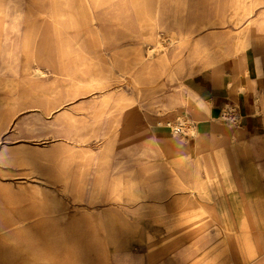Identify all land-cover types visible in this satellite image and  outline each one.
<instances>
[{
	"label": "rangeland",
	"instance_id": "rangeland-1",
	"mask_svg": "<svg viewBox=\"0 0 264 264\" xmlns=\"http://www.w3.org/2000/svg\"><path fill=\"white\" fill-rule=\"evenodd\" d=\"M254 70L264 0H0V264H264Z\"/></svg>",
	"mask_w": 264,
	"mask_h": 264
},
{
	"label": "crops",
	"instance_id": "crops-1",
	"mask_svg": "<svg viewBox=\"0 0 264 264\" xmlns=\"http://www.w3.org/2000/svg\"><path fill=\"white\" fill-rule=\"evenodd\" d=\"M243 72H247V65L244 66L243 71L240 75V78L243 75ZM255 75L249 76V78H244L243 81L244 83L248 86V89L245 90L244 92H237L236 93V97L238 99H243L242 102V106L245 108L246 110L244 112V127H248V125L252 126L253 125V118H255V120L257 119V117H252L251 115L254 116H259V114L255 115L254 111H255V107H251V104L254 106H256V102L253 103L254 97L252 92L253 90L257 91L259 89L264 88V84L260 85L259 84V80H258V76L257 75V70L255 71ZM201 76H199V78L197 79V81L199 83H202L200 85L196 84V86H198V88H201V90L204 92L205 97L207 96V98L210 100L212 106H211V110H212V115L211 118L213 119L214 117H220L221 115V111H220V106H224L226 104V101L228 100V86L227 84L229 83V81L231 80L232 76L234 75V73L229 72V73H224L223 77H219L218 79H216L214 81V79L212 80V78L209 75L204 76L203 73H200ZM228 75V78L227 76ZM241 81V79H239V82ZM238 82V84H239ZM254 86V89H253ZM253 96V98H252ZM246 101V104H248L247 106H244V103ZM221 104V105H220ZM220 105V106H219ZM248 114H250L249 116H247ZM252 118V119H251ZM228 121V120H226ZM233 121V120H232ZM231 121V122H232ZM230 122V121H229ZM150 133L152 134V136H154L157 139H168L172 137L171 131L166 128V126H158V125H152V129L150 131ZM218 135H220L218 133ZM177 145V144H176ZM176 152L178 154H185L186 153V145L185 143H183L182 145L178 143V145L176 146Z\"/></svg>",
	"mask_w": 264,
	"mask_h": 264
},
{
	"label": "bare ground",
	"instance_id": "bare-ground-1",
	"mask_svg": "<svg viewBox=\"0 0 264 264\" xmlns=\"http://www.w3.org/2000/svg\"><path fill=\"white\" fill-rule=\"evenodd\" d=\"M222 37V36H221ZM196 53V49L194 50V54ZM245 90L244 89H242V92H244Z\"/></svg>",
	"mask_w": 264,
	"mask_h": 264
},
{
	"label": "built area",
	"instance_id": "built-area-1",
	"mask_svg": "<svg viewBox=\"0 0 264 264\" xmlns=\"http://www.w3.org/2000/svg\"><path fill=\"white\" fill-rule=\"evenodd\" d=\"M232 120H233V119H232ZM232 120H231V121H232ZM178 128H179V127H178ZM179 132H180V128H179V131H177V133H179Z\"/></svg>",
	"mask_w": 264,
	"mask_h": 264
}]
</instances>
